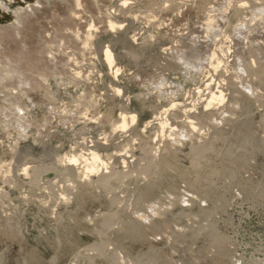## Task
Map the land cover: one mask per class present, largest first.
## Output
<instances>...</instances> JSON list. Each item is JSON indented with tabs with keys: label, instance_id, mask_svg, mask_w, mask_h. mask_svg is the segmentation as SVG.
Listing matches in <instances>:
<instances>
[{
	"label": "rangeland",
	"instance_id": "374dc122",
	"mask_svg": "<svg viewBox=\"0 0 264 264\" xmlns=\"http://www.w3.org/2000/svg\"><path fill=\"white\" fill-rule=\"evenodd\" d=\"M123 1L10 0L0 10V264H264V0ZM214 50L225 59L216 70ZM207 78L226 100L204 110L196 89ZM192 96L197 132L179 108L167 138L157 122L142 131ZM121 111L138 122L114 147L130 143L138 170L105 189L68 173L62 157L83 135L102 140ZM150 150L160 167L142 173Z\"/></svg>",
	"mask_w": 264,
	"mask_h": 264
},
{
	"label": "bare ground",
	"instance_id": "6f19581e",
	"mask_svg": "<svg viewBox=\"0 0 264 264\" xmlns=\"http://www.w3.org/2000/svg\"><path fill=\"white\" fill-rule=\"evenodd\" d=\"M10 0H0V10L1 12H6L9 10V2ZM239 1V0H238ZM243 2V1H242ZM123 7H127V0L126 1H123V3H121ZM77 5L80 7L81 6V0H77ZM244 5V3H243ZM242 4H240V6H238L239 8H236L239 10L240 12V8L243 7ZM263 6V5H262ZM245 7V6H244ZM109 10V9H107ZM264 10V9H263ZM106 12V11H105ZM116 11L115 10H109L108 11V14L111 15V13H115ZM236 12V11H235ZM107 13V12H106ZM241 13V12H240ZM211 15V14H210ZM242 15V14H241ZM239 16V15H238ZM77 17V16H76ZM107 17V16H106ZM112 17V16H111ZM232 18V17H231ZM107 19V18H106ZM238 19V18H237ZM241 19V18H240ZM207 26L208 28H212L213 29V19L212 17L210 16L208 19H207ZM233 20H234V17H233ZM243 20V19H242ZM107 23V22H106ZM108 23H109V29L110 31H113V29L116 27V23L111 20V18L108 20ZM206 24V23H205ZM93 25V24H92ZM123 25V24H121ZM120 25V27H121ZM243 25V24H242ZM90 27V26H89ZM88 27V29H89ZM119 27V25H118ZM242 27V26H241ZM94 28V27H93ZM108 28V27H107ZM122 28V27H121ZM92 29V27L90 28V30ZM90 30H87V32ZM80 31V30H79ZM89 34V33H88ZM92 35V33L90 34ZM80 37V36H79ZM84 37V36H83ZM86 37H88L86 35ZM82 38V37H81ZM92 38V37H91ZM80 39V38H79ZM90 40V38H89ZM84 41H88V38ZM80 42V40H79ZM78 42V43H79ZM89 42V41H88ZM87 42V43H88ZM84 44V42H83ZM82 44V45H83ZM89 44V43H88ZM87 44L83 45V46H86ZM92 45V44H91ZM82 46V47H83ZM102 46V45H101ZM100 46V47H101ZM111 47V46H110ZM110 47L106 46V48L104 50H102V53H103V61H104V64L106 66V68L108 69L109 73H110V76L113 75L116 79V76L118 75V73H120V67H118L116 65V57H114V54L113 52L111 51ZM219 47V46H218ZM221 47V46H220ZM85 48V47H84ZM99 48V47H98ZM102 48V47H101ZM53 50V49H52ZM90 50H91V47H90ZM220 50V49H219ZM218 50V51H219ZM51 51V50H50ZM54 51V50H53ZM218 51H215L211 54V60H212V68L214 66L215 70L216 69H220L219 67L222 66L224 60L221 59L219 56H218ZM100 52V51H99ZM220 52L222 53H219V54H222L223 56L224 55V50L221 49ZM52 53V52H50ZM52 55V54H51ZM50 55V57H51ZM56 55V54H55ZM69 56V55H68ZM100 56V54H99ZM98 56V57H99ZM222 56V57H223ZM49 57V56H48ZM70 58V57H69ZM118 59V58H117ZM70 61V60H69ZM69 63V62H68ZM65 66V65H64ZM70 67V66H69ZM65 68V67H64ZM68 68V67H67ZM66 68V69H67ZM69 70V69H68ZM71 73V72H70ZM75 73V72H74ZM76 73H79L76 72ZM81 73V72H80ZM77 76H79V74H76ZM208 76V75H207ZM211 77V76H210ZM206 78V77H205ZM213 78V77H212ZM222 78V77H221ZM228 80V79H227ZM214 82V79H205L202 86L203 87H197L196 89V93L197 95L199 96L198 99H200V101H204V110H209V109H212V106H215L216 103L218 104H221L223 103L225 100H226V92L224 91V89H222V86H220V83L217 84V86L214 88L213 85L216 83H213ZM220 82V81H219ZM224 82V81H223ZM229 82V81H228ZM200 85V84H199ZM224 87V86H223ZM117 88V87H116ZM115 88V89H116ZM6 89V88H5ZM3 89V90H5ZM228 89V88H227ZM226 89V90H227ZM2 90V92H3ZM8 90V89H7ZM118 93L121 92V90H118ZM12 92V91H11ZM193 92V91H192ZM229 92V91H227ZM195 94V93H194ZM189 95V94H188ZM203 95H207V96H204L202 98ZM229 95V94H228ZM234 95V94H233ZM237 96V95H236ZM196 97V96H195ZM190 99V97H187ZM193 98V96H192ZM235 98V97H233ZM197 99V101H198ZM187 100V99H186ZM232 100V98H231ZM171 102V101H170ZM194 102V103H193ZM195 100L194 98L191 100V101H185V102H177V101H173L172 104L170 106H166V107H162L160 109V111L156 112L155 115L153 116V118H150L145 126L142 128V131H145L152 123H155L157 122L158 124V127H159V133L157 134V137H161V141L165 138H167V135L166 133L168 132H175L174 130L177 129L176 127V121L175 122H172L174 124H172L170 122V120L167 118V114L170 113V111H172L173 109L175 108H179L181 110V113L183 115H185V121H187V123L189 124V126L191 127V130L192 131H196L197 130V126H196V123L190 119V116H189V113L192 111V109L195 107ZM124 103V102H123ZM200 103V102H198ZM232 103V102H231ZM197 105V104H196ZM200 106V105H199ZM233 106V105H232ZM122 109V108H120ZM126 110V108H125ZM195 110V109H194ZM84 114V113H83ZM119 117L117 118V123H114V125H112L113 129L110 133L108 134H105L104 138L102 140H92V139H89L88 136H85L83 135V137H80L81 139L77 142L78 146H79V152L76 154V152L78 150H76L75 154L74 153H70V155L68 154V156H66L67 154H65L64 157H62L61 161L65 164L68 165L69 168L66 167V170L69 169L71 170L72 168L74 169V167H76V169L78 168L79 171H78V174H81L82 178L84 179H90V181L92 183H94L97 186H104V189L105 187H110L112 188L114 185L118 184L120 181H124L127 177H129L131 175L132 172L135 171V166H133L136 159L133 157L132 154L129 153L130 149H129V144L127 145L126 143V146L121 148V149H117L114 147V144L117 143L115 142V139L118 140L119 137L117 138V135L120 133V132H123V133H128V128L130 125H136V123L138 122V115L136 113H132V114H129V113H126V112H122L119 113ZM192 114V113H191ZM104 115V114H103ZM106 115V114H105ZM179 115V114H178ZM193 115V114H192ZM109 116V114H108ZM102 117V116H101ZM112 117V116H111ZM181 117V115H180ZM208 117V116H207ZM91 119V118H90ZM130 119V120H129ZM110 120V119H109ZM180 120V119H179ZM183 120V119H182ZM91 121V120H90ZM94 122V121H93ZM177 123H178V120H177ZM101 124V123H100ZM135 127V126H134ZM130 129V128H129ZM135 130V129H134ZM169 130V131H168ZM179 130V129H178ZM168 131V132H167ZM132 132V131H131ZM176 132H179V131H176ZM183 132V131H182ZM197 132V131H196ZM195 132V133H196ZM104 133V132H103ZM122 133V135H123ZM136 133V132H135ZM157 132H155L156 134ZM194 133V132H193ZM125 134V135H126ZM120 135V136H122ZM130 135V134H128ZM181 135V134H180ZM198 135V134H197ZM131 136V135H130ZM130 136H127V137H130ZM173 136V135H172ZM155 137V138H157ZM100 138V137H99ZM126 138V136H125ZM169 138V137H168ZM173 138V137H172ZM98 139V138H97ZM130 139V138H129ZM128 139V140H129ZM157 140V139H155ZM135 141V139H134ZM133 141V142H134ZM167 141V140H165ZM129 142V141H127ZM161 143V142H160ZM125 144V143H124ZM164 145V144H163ZM168 145V144H167ZM175 145V144H174ZM173 145V146H174ZM207 145V144H206ZM206 145H203V144H198L197 146H193L194 147V150H192V152L194 151L195 154L197 155H201L202 152L204 150H207L206 148L208 146ZM132 146V145H131ZM160 146V145H159ZM77 147V146H76ZM76 147H74V149H76ZM170 147V146H169ZM148 148H145L143 151L147 154V150ZM153 149V148H152ZM155 149V148H154ZM104 151L106 150L107 152L108 151H112L110 152L109 156L108 157H104V155L101 154V151ZM134 150V149H133ZM154 151V150H152ZM150 150L149 152V157L144 160L146 161V164L144 166V163H142V168H141V171L142 173H151L153 170H158V167L159 166V163L157 161V157L155 155V151L152 152ZM159 152V151H158ZM158 152H156L158 154ZM147 157V155H146ZM113 158V159H112ZM133 158V160L131 159ZM140 158V157H139ZM138 158V159H139ZM145 158V157H144ZM131 159V160H130ZM58 160V159H57ZM112 160V161H111ZM114 160V161H113ZM142 160V158L140 159ZM135 161V162H134ZM60 162V161H59ZM114 163H116L117 165H120L122 166L123 168H128V170L126 169H117L116 165H112ZM141 163V162H139ZM138 164V163H137ZM139 165V164H138ZM71 168V169H70ZM135 168V169H134ZM139 168V167H138ZM72 169V170H73ZM111 169V170H110ZM138 170V169H137ZM137 170H136V173H137ZM24 171H25V175L28 171V167L24 168ZM68 171V170H67ZM67 171H65V173H67ZM75 171V170H74ZM69 173V171H68ZM135 173V172H134ZM71 174V173H70ZM141 175V173H139ZM136 175V174H135ZM32 176H34L32 174ZM66 176V175H65ZM72 176V174H71ZM96 177L93 179V177ZM134 176V175H133ZM68 177V176H67ZM34 179V178H33ZM36 179V178H35ZM129 179V178H128ZM68 180V178H67ZM127 181V180H126ZM124 183V182H123ZM69 184V183H68ZM124 185H126L124 183ZM122 185V186H124ZM129 187V186H128ZM119 188V187H118ZM130 188V187H129ZM108 190V189H107ZM108 192V191H107ZM114 193V192H112ZM111 193V194H112ZM116 194V193H115ZM119 198V197H118ZM127 200V199H126ZM116 201V200H115ZM112 202V201H111ZM117 202V201H116ZM119 202V201H118ZM118 204V203H117ZM116 206V205H115ZM117 207V206H116ZM117 211V210H116ZM115 211V212H116ZM113 212V213H115ZM108 213V212H107ZM110 213V212H109ZM108 213V215H109ZM103 214V213H102ZM112 214V213H111ZM112 216V215H110ZM106 218H107V215H106ZM112 218V217H110ZM115 219V218H113ZM103 220V219H102ZM106 220V219H105ZM102 221V223L105 222ZM110 220V219H109ZM109 220L107 219L106 221H108V223H110L112 220ZM106 223V222H105ZM112 224V223H111ZM110 224V225H111ZM99 225V224H98ZM102 226V225H101ZM104 226V225H103ZM109 226V225H108ZM110 228V227H109ZM112 229V228H111ZM109 229V230H111ZM104 230V229H103ZM77 257V256H76ZM120 262H123L120 261ZM126 262V261H124ZM74 263V262H73ZM72 264V263H71ZM124 264V263H123Z\"/></svg>",
	"mask_w": 264,
	"mask_h": 264
}]
</instances>
